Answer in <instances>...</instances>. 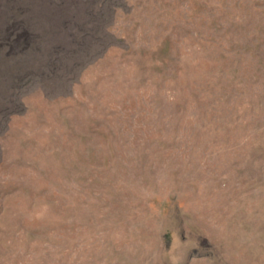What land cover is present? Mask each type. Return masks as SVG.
Returning a JSON list of instances; mask_svg holds the SVG:
<instances>
[{
    "label": "rangeland",
    "instance_id": "rangeland-1",
    "mask_svg": "<svg viewBox=\"0 0 264 264\" xmlns=\"http://www.w3.org/2000/svg\"><path fill=\"white\" fill-rule=\"evenodd\" d=\"M0 264H264V0H0Z\"/></svg>",
    "mask_w": 264,
    "mask_h": 264
}]
</instances>
